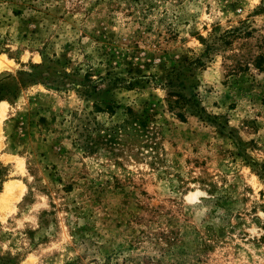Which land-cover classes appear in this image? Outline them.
<instances>
[{"label": "rangeland", "instance_id": "1", "mask_svg": "<svg viewBox=\"0 0 264 264\" xmlns=\"http://www.w3.org/2000/svg\"><path fill=\"white\" fill-rule=\"evenodd\" d=\"M0 56V264H264V0H0Z\"/></svg>", "mask_w": 264, "mask_h": 264}, {"label": "trees", "instance_id": "2", "mask_svg": "<svg viewBox=\"0 0 264 264\" xmlns=\"http://www.w3.org/2000/svg\"><path fill=\"white\" fill-rule=\"evenodd\" d=\"M200 41L203 43L205 42L203 38H200ZM174 73L173 72L171 73L172 77L169 76L168 78H166L167 79L166 86L169 89L167 92V101H168L169 109L172 112H174L179 119L182 120L186 119L185 111L187 110L194 111V114L200 117L201 114L205 113V110L202 107H200L196 99L189 98L182 92V89H184L182 87L183 85L181 82L179 84L174 82L173 76H177V75H173ZM0 86L2 87L3 85L1 84ZM1 100H4V97L2 95H0V101ZM1 170L2 167L0 165V179L3 176V171ZM261 170L264 171V168L261 167L260 171Z\"/></svg>", "mask_w": 264, "mask_h": 264}, {"label": "bare ground", "instance_id": "3", "mask_svg": "<svg viewBox=\"0 0 264 264\" xmlns=\"http://www.w3.org/2000/svg\"><path fill=\"white\" fill-rule=\"evenodd\" d=\"M10 66H11L10 61H8L4 56H0V70L8 69L10 68ZM4 105H6L5 102H1L0 107H1L2 114L4 110ZM4 188H5L4 193L2 194V197H0V210L1 209L3 210L5 206H9L10 202L14 198L16 197L18 198V196L21 193V190H23V185H20V184L15 185L13 182H9V183H6ZM16 188L19 190L18 192L16 191ZM190 195H193V193H190ZM7 208H10V207H7Z\"/></svg>", "mask_w": 264, "mask_h": 264}]
</instances>
